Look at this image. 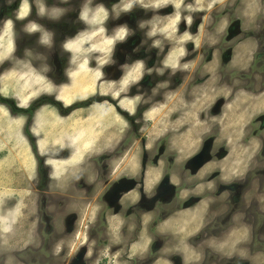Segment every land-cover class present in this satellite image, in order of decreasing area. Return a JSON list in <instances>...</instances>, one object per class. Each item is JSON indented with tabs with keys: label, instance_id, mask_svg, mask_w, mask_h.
Here are the masks:
<instances>
[{
	"label": "rangeland",
	"instance_id": "374dc122",
	"mask_svg": "<svg viewBox=\"0 0 264 264\" xmlns=\"http://www.w3.org/2000/svg\"><path fill=\"white\" fill-rule=\"evenodd\" d=\"M84 2L45 0L67 9L54 21L38 15L35 0H0V96L35 107L14 113L0 102V259L34 245L40 222L48 244L58 235L57 256L30 249L26 263L17 256L10 264H147L138 258L148 254L178 264L171 251L188 235L160 230V239L138 210L161 218L214 193L217 225L191 239L193 261L184 264H264V130L254 118L264 114V0H93L107 11L86 14L91 27L79 19ZM29 22L53 34L51 46L24 31ZM27 52L37 70L49 68L48 79L23 61ZM121 179L134 188L118 204L124 219L111 217L109 196ZM235 212L251 221L244 247L198 246Z\"/></svg>",
	"mask_w": 264,
	"mask_h": 264
},
{
	"label": "flooded vegetation",
	"instance_id": "af4514ba",
	"mask_svg": "<svg viewBox=\"0 0 264 264\" xmlns=\"http://www.w3.org/2000/svg\"><path fill=\"white\" fill-rule=\"evenodd\" d=\"M249 84V83H248ZM244 88H246V87H244ZM245 91H246V89H244ZM256 89H254V91H255ZM254 91H253V93H254ZM256 93H258V92H256ZM255 100H256V98H255ZM254 99H252L251 97L249 98V97H247V98H243V104L244 105H248L249 107H251L254 111H257V107H258V105H259V103H257L256 101H255ZM252 102H255V106L254 105H252L251 106V104H252ZM244 108V107H243ZM254 118H257V120L259 121H261L262 122V126H261V129L260 130H264V114H262V113H260L259 115H257L256 117H254ZM254 120H256V119H254ZM250 125H253V122L252 123H250ZM256 133H261V131H259V132H256ZM260 139L261 140H263L264 139V136H261L260 137ZM264 159V158H263ZM262 161V160H261ZM260 161V162H261ZM213 162V160L212 161H209L206 165H208V164H210V163H212ZM205 165V166H206ZM204 166V167H205ZM202 169V168H201ZM200 169V170H201ZM216 174H218V175H223V173L221 174L220 172L218 173V172H216ZM144 178H145V174H144ZM210 181H214L213 179L212 180H210ZM132 181H128V180H126V179H121V180H119L118 182H116L114 185H113V187H112V189H111V191H110V193H109V196L112 198V202H111V205H110V207L111 208H115V214H112V216L111 217H118V216H120V217H122L123 219H124V217H125V215H124V210H125V208H123L121 205L119 206L118 204H119V202L120 201H122V199H123V197H124V195H126L127 193H131L132 191H134V188H131L130 189V187L131 186H133V184L131 183ZM144 182H145V180H144ZM228 186H229V184H227V183H224L223 185H221L220 186V192L219 193H222V192H225V191H228V190H226V188L228 189ZM249 192V191H248ZM217 195V194H216ZM216 195H214V193L213 194H210V196H216ZM195 202H197L196 200H195ZM194 202V203H195ZM194 203L192 204V205H194ZM187 207H184V208H178V209H175V210H173L172 212H170L168 215H166V216H163V217H161L160 218V216H159V212L157 211V210H146V211H142V210H138V207H130V209H131V211H129V213H133V210H138V213H141V215L140 216H138V220L143 224V222L145 221V220H147V222H148V231H150V228L151 227H153V229H154V231H156V235H157V237L158 238H162V239H164L163 238V236L159 233L160 232V230H161V227L164 225V223H165V221L169 218V217H171L173 214H175V213H177L178 211H180L181 209H186ZM215 208V207H214ZM219 208H215V210H218ZM104 211L102 210V211H100L99 212V215H98V218H97V220L99 221V226L100 225H102V228L101 229H99V231H102L103 232V235L105 236L106 235V237L105 238H107V234H108V230H109V228H108V221H109V218L107 219V216H106V214L105 213H103ZM236 214H239V212H235ZM235 214V215H236ZM223 215H226V212L223 214ZM234 215V216H235ZM234 216L231 218L232 219V222H233V218H234ZM241 216V215H240ZM243 219V222L245 223L244 225L246 226V228H247V226L248 225H250V223H251V221L250 220H248V218L247 217H244V218H242ZM217 221H215V219H214V221L212 222V223H210L209 224V226L207 227V229L206 230H209V229H212L215 225H217V223H216ZM232 222H230V224H228L227 226H226V228L225 229H221L220 230V232L219 233H221V232H224V231H228L229 229H230V227H231V225H232ZM150 226V227H149ZM97 227V226H96ZM29 229H31V227H29ZM92 230V229H91ZM91 230H90V232H89V236L91 237ZM31 231V230H30ZM31 232H33V230L31 231ZM34 232H36V235H34V238H32L33 239V243H35L34 245H30L29 247H24V248H22V249H19L18 251H19V253H18V258H19V260L20 261H22V262H25L26 263V259L25 258H23V255H27V251H29L30 249L32 250V251H34V252H36V253H38L39 252V254L42 252V250L43 249H45L47 252L49 251L50 252V254H51V257H53V256H57V255H55V248H56V245L57 244H59V241H60V239L58 240V235L55 233V234H52V235H50L51 236V239H54V238H57V240H52L51 241V243L50 244H48L47 243V240H46V238H45V235L43 236V233H44V229H43V226H42V223H40V222H38V225L37 226H35V231ZM23 234H27V230L25 229L23 232H22ZM45 233L46 234H48L46 231H45ZM219 233H216V232H213L212 233V236L214 235H219ZM100 235V232H97L96 233V237L97 238H94V239H97V240H99L98 239V236ZM154 235V234H153ZM211 236V237H212ZM255 237V236H254ZM62 239V238H61ZM108 239V238H107ZM254 241H255V238H254ZM163 245V244H162ZM160 246L159 247V250H158V252H160L161 250H162V248H163V246ZM254 255V254H253ZM160 254L159 255H157L154 259H150L149 258V254H148V257H144V258H138V260H145V261H147L148 263L147 264H152V263H154L155 261H157L159 258H160ZM39 258H40V261L42 262V260L43 259H45L46 258V254L45 255H39L38 256ZM34 258H35V256H34ZM235 258L237 259V260H241V259H238V257L237 256H235ZM35 259H37V258H35ZM226 259V261H228V263H229V261H232V260H234V258H225ZM38 260V259H37ZM245 260V259H244ZM6 261H7V256L6 255H3V256H1V259H0V264H7L6 263ZM224 261V260H223Z\"/></svg>",
	"mask_w": 264,
	"mask_h": 264
},
{
	"label": "crops",
	"instance_id": "0c3cea01",
	"mask_svg": "<svg viewBox=\"0 0 264 264\" xmlns=\"http://www.w3.org/2000/svg\"><path fill=\"white\" fill-rule=\"evenodd\" d=\"M2 32L3 30H1V34ZM214 199L215 196H208V195L196 199L197 202L194 205L187 207L186 209H182L177 213L173 214V216L169 217L165 221L164 225L161 227V230H163L165 234L174 229L177 236H182L185 233L186 235H188L186 239L183 238L182 236L181 241H179V243H177L173 247V250L171 251L175 254V256L179 257L177 258L179 259L178 264H184L188 262L191 263L193 261L195 246H193L191 239L195 238L203 231H205L209 226V224L214 221L215 218L211 219L209 217L210 213H214L215 211H217L215 210L213 205ZM224 213L225 210H223L222 208L220 214L223 215ZM177 218H179V222H177ZM169 224H173V225H169ZM244 226L245 225L244 222L242 223L240 214H236L233 218L232 225L228 231L221 232L219 233V235H215V236L213 235L211 238H207L203 242L198 244V246L202 248L204 247L206 251L209 248L208 243L210 239L217 240L216 249L220 250L221 252H223L224 248L225 250L226 248L228 249L231 241L235 244V246H242L244 241L246 240L244 239L243 235L245 232H247V230H244ZM231 231L234 232V237L226 241L225 237L229 238V234ZM221 240L223 241L221 242ZM168 246L170 247L171 245L169 244ZM244 246L245 245H243V247ZM13 256H14L13 260H9V257L7 258L6 261L7 264H10L11 261L17 262V250H15V253H13ZM173 261L175 262L176 260H173L171 257L166 256V254H162L160 258L152 264H159V263L173 264L174 263Z\"/></svg>",
	"mask_w": 264,
	"mask_h": 264
},
{
	"label": "clouds",
	"instance_id": "9594fccd",
	"mask_svg": "<svg viewBox=\"0 0 264 264\" xmlns=\"http://www.w3.org/2000/svg\"><path fill=\"white\" fill-rule=\"evenodd\" d=\"M62 3H67L68 0H61ZM36 3V8H37V12L38 15L40 17H49L52 20H59L61 17H63L66 12L67 9L62 8V7H52L49 8L46 6L45 0H35ZM136 3H131L129 7L127 8H122L121 9V13L123 12H130L132 11V9L136 6ZM142 6V5H141ZM143 7V6H142ZM107 11V9L104 8L103 4H98L95 7H93V0H85V2L83 3L81 10H80V14H79V19L81 21H83L86 25L91 27V24L89 23V19H86V14L89 18H94L95 15L99 12H104ZM31 13V12H30ZM113 14L118 17L120 14H117L115 11V6L113 7ZM26 18V17H25ZM23 18V19H25ZM148 24H150L149 22H145L141 24V27H146ZM24 31L28 34H32V33H36V32H40L41 33V38H40V43L43 45H47V46H51L52 44V38H53V34L49 31H46L44 28H42L39 24L34 23V22H29L25 25L24 27ZM117 32H122L123 33V40L129 35V29L127 28V26H121L119 28H117L115 30V33ZM80 34V33H79ZM78 34V35H79ZM77 35V36H78ZM149 35V33H148ZM151 37V36H150ZM76 38V37H75ZM122 41V40H121ZM68 42L64 45L65 49L67 51L71 50L67 47ZM28 59L27 60H23L25 62L30 63L33 66V63L31 62V60L33 59V54L31 52H27L26 53ZM71 64H72V60H71ZM73 65V64H72ZM166 67H170L169 65H167L165 63ZM34 67V66H33ZM35 68V67H34ZM37 70V68H35ZM173 69V68H172ZM73 70V68H70L67 71V75L70 77V72ZM174 70V69H173ZM42 76L45 77V79H48L46 76V73L49 71V68L47 67H41L39 70H37ZM161 71H163V69H161Z\"/></svg>",
	"mask_w": 264,
	"mask_h": 264
},
{
	"label": "trees",
	"instance_id": "16d2710c",
	"mask_svg": "<svg viewBox=\"0 0 264 264\" xmlns=\"http://www.w3.org/2000/svg\"><path fill=\"white\" fill-rule=\"evenodd\" d=\"M0 102H1V103H4V104H8V105L11 107V110H12L14 113H29L30 115H33L34 112H35V107H34V105L31 106V107L28 108V109H20V108H18V106H16V105L14 104L13 101L8 100V99H4V98H2L1 96H0Z\"/></svg>",
	"mask_w": 264,
	"mask_h": 264
},
{
	"label": "bare ground",
	"instance_id": "6f19581e",
	"mask_svg": "<svg viewBox=\"0 0 264 264\" xmlns=\"http://www.w3.org/2000/svg\"><path fill=\"white\" fill-rule=\"evenodd\" d=\"M128 3V2H127ZM122 4V3H121ZM126 4V3H125ZM129 5V4H128ZM120 7V6H119ZM117 10H118V8H117ZM106 12V11H105ZM100 14H101V12H100ZM100 14H99V16H100ZM107 14V13H106ZM123 14V13H122ZM108 15V14H107ZM102 16V15H101ZM104 16H106V15H104ZM110 17V16H109ZM113 17V16H112ZM103 19H105V18H103ZM103 19H101V20H103ZM114 19V18H113ZM116 19V18H115ZM94 22H96V21H94ZM106 24V23H105ZM112 24V23H111ZM114 24V23H113ZM121 24V23H120ZM182 24V23H181ZM112 27V26H111ZM115 27V26H114ZM137 69H135V71H136ZM138 71V70H137ZM158 75V74H157ZM257 258V257H256ZM256 261V260H255Z\"/></svg>",
	"mask_w": 264,
	"mask_h": 264
}]
</instances>
